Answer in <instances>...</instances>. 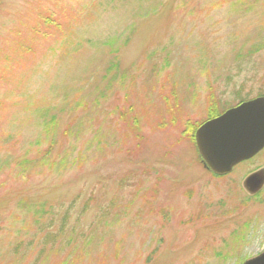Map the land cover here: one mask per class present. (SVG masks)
Segmentation results:
<instances>
[{
  "label": "rangeland",
  "instance_id": "obj_1",
  "mask_svg": "<svg viewBox=\"0 0 264 264\" xmlns=\"http://www.w3.org/2000/svg\"><path fill=\"white\" fill-rule=\"evenodd\" d=\"M44 11L72 43L32 39ZM260 96L264 0H0V264L260 255L264 186L241 185L264 149L217 178L182 135Z\"/></svg>",
  "mask_w": 264,
  "mask_h": 264
},
{
  "label": "water",
  "instance_id": "obj_2",
  "mask_svg": "<svg viewBox=\"0 0 264 264\" xmlns=\"http://www.w3.org/2000/svg\"><path fill=\"white\" fill-rule=\"evenodd\" d=\"M197 151L204 166L215 175L229 174L243 161L264 149V97L244 102L205 122L194 135ZM264 186V167L242 182L249 195ZM243 264H264V251Z\"/></svg>",
  "mask_w": 264,
  "mask_h": 264
},
{
  "label": "trees",
  "instance_id": "obj_3",
  "mask_svg": "<svg viewBox=\"0 0 264 264\" xmlns=\"http://www.w3.org/2000/svg\"><path fill=\"white\" fill-rule=\"evenodd\" d=\"M45 12V11H44ZM50 14V13H48ZM25 16V15H23ZM22 16V17H23ZM52 20L55 21L51 16L47 15L46 12L44 14H40L37 18V20H30L29 19V26H28V32H31V35H32V39H37L39 36L40 37H45L46 35L49 34V32L52 30V29H59L63 36L66 37L67 41L72 43V38L71 36L68 34V32L71 30V25L70 26H67V27H64L61 25H57L55 27L52 28ZM56 22V21H55ZM22 24H24V22H22ZM45 25V26H43ZM31 27L32 28V31H31ZM132 27H128L126 30V34L125 36H128L130 34V31H131ZM34 32V33H33ZM124 36V35H123ZM121 37V36H120ZM27 39L30 41V37H27ZM124 41V44L127 42V40L123 39ZM30 50V49H29ZM111 52L114 53L116 52V49L112 48L111 49ZM116 64H114V62L112 63V66L108 69V71H110V69L114 70ZM107 71V72H108ZM106 75H108V73H106ZM106 75L104 74L102 76V78H100V81L102 82V84H104L103 86V90L102 92H100V94H96L93 95V101L98 104L100 103L99 101V98H104V99H107V95H108V92H110V94L112 93H116L114 92V89L113 90H110L112 88V85H108V82L106 84ZM89 85H92V84H89ZM81 92H84V89H81V88H78L76 89V93H81ZM87 93V92H86ZM91 95V94H89ZM83 104H87V102L83 103ZM86 106L83 105L82 108H85ZM132 108V107H131ZM222 113V112H220ZM219 115V114H218ZM215 117V116H213ZM123 119V117H121ZM124 120V119H123ZM136 120V118L134 119ZM164 127V126H163ZM197 127H193L192 125H187V128L182 132V135L188 140L190 141L191 145H193L194 147V151L196 154L197 151H196V148H195V144H194V133H195V130H196ZM129 129H131L132 132H136V137L139 136L138 135V128L136 127L135 129L132 128V127H129ZM141 138V137H140ZM139 139V138H138ZM142 139V138H141ZM49 150L46 151V153L48 154ZM65 219L62 218V222H61V227L65 228V225L67 222L64 221ZM42 226V225H41ZM64 236V235H62ZM55 237V238H54ZM57 237H60L58 232L56 234H52L51 232L49 234H47L45 237H44V243H43V247L41 249V251L39 252V256L37 257L36 260H39L43 255L46 256L47 254V251L49 252H52V249H48L46 250L47 246H51L52 247V242L54 240H56ZM71 240V238L69 239ZM15 250H17V248H15ZM17 252V251H15ZM36 262L35 264L39 263L37 261H34ZM33 262V263H34Z\"/></svg>",
  "mask_w": 264,
  "mask_h": 264
}]
</instances>
